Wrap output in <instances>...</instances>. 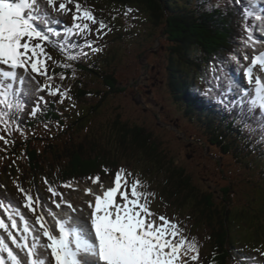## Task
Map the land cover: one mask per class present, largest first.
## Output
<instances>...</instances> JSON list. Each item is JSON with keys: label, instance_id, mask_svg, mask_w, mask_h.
<instances>
[{"label": "trees", "instance_id": "trees-1", "mask_svg": "<svg viewBox=\"0 0 264 264\" xmlns=\"http://www.w3.org/2000/svg\"><path fill=\"white\" fill-rule=\"evenodd\" d=\"M92 1H98L106 6L117 4V6L134 7L138 11L132 12L139 15V24L145 27L150 24V34L154 36L165 29V33L169 35L167 41H171L170 46L173 45L174 54L170 58L167 86H165L168 88V96L180 111V116L183 114L193 123L196 121L203 123L199 125V130L205 137L204 142L207 148L215 146L221 153L220 157L229 156L235 159L236 163L247 167V176L241 179L240 184L242 188L244 184H248L245 186L248 187L247 191H251L252 188L253 191L246 193L243 199L245 200L244 206H236L231 197L227 196L218 204L222 192H227V189L232 186H226L223 189L204 188L180 162L178 153L175 154L165 143H160L156 135L146 126L133 124L130 121L123 123L120 116L114 122L112 140H109L107 144L89 146L87 138L91 133L82 134L81 129L89 126V123H94L92 117L88 118V114L98 113L105 97L100 99L96 105L87 107V112L83 109L82 116L75 118L74 123L69 124L67 127L70 129L67 131L69 135L64 140V145L60 143L55 146L57 151L51 144L42 145V148L38 144L44 141L45 134L50 135V138L54 135V126L50 130L53 111L49 113L50 120L47 116L53 104L44 105L43 114L29 122L23 118H12L11 135L28 138L32 144L27 145L26 153L28 154H23V143L17 145L9 136L6 137L8 143L10 141L9 145L0 140L3 142L0 143V153H2L0 158L3 162L6 161L4 169H9L13 175L17 174V169H11L10 164L16 165L17 157L23 156L28 166L24 168L20 176L22 184L23 180H26V182L31 181L39 186L43 178L47 181L50 179L54 184L58 182L61 184L67 179L73 181L72 178H75L77 181L84 176L103 172V166H111L110 162L121 158V155H126L127 158H133L141 167L145 166L146 173L154 174L155 182L160 184L161 198L167 204L173 205L181 212L183 209L187 210L186 214L193 218L196 228L210 229L208 237L213 244L215 261L217 260L218 264H235L236 262L247 264L243 257H238L241 253L234 249V233L238 236L239 233L245 231L244 236L237 238L238 240L246 239L249 243L264 241V136H253L255 138L253 143L245 137L246 134L257 135L254 129L264 125V112L260 111L253 115L255 118L258 115L259 122H256L254 128L251 129H249L250 125L237 129L240 123V117L237 115H235V122L226 115H220L216 121L226 123V128L223 130V125L211 122L209 117L205 116V112L201 111L208 110L210 114L206 113L212 118L217 116L215 110L208 106V100L215 87L218 89L220 87L217 79L210 74V69L204 68V64L211 66L216 54L232 49L238 30L237 17L233 11L218 12L220 4H224L226 0H85L86 3ZM126 19L128 25L117 31L115 41H122L126 36L135 37L134 29L129 27L131 22L128 18ZM150 39V37L149 39L144 38V46L145 41ZM111 52L104 54L94 66H89L87 71L92 73L91 78H97L102 82L100 84L103 87L109 89L106 94H119L124 88L122 87L123 82L117 78L119 70L116 61L118 59L117 46ZM89 78H85L84 83L78 86L81 93L79 97L85 96L81 98L84 102L90 101L88 99L90 94L96 96L103 94L101 91L94 92L93 88H96L98 84L93 88L89 87L87 83ZM210 78L215 80L216 85L209 86V97L203 99L198 83H211ZM242 108L240 107V110ZM202 118H207L206 124L200 120ZM3 119L7 120L6 117ZM73 124L75 126L77 124V129H72ZM41 129L47 132L41 133ZM236 131L238 135L235 134ZM191 139L194 140V147L203 142V139H196L195 136ZM70 142L79 143L68 148ZM8 147L12 149L4 151ZM116 153L118 156L115 158ZM44 155L47 157L46 161L43 159ZM8 159L10 161H7ZM123 161L125 160L121 158L118 164ZM7 177L10 179L12 176L7 175ZM20 178L16 181L18 182ZM2 184L3 179L0 178V188ZM241 194L242 192L239 194L240 197H242ZM237 226L240 229H237ZM231 250L233 253L230 254Z\"/></svg>", "mask_w": 264, "mask_h": 264}, {"label": "snow or ice", "instance_id": "snow-or-ice-1", "mask_svg": "<svg viewBox=\"0 0 264 264\" xmlns=\"http://www.w3.org/2000/svg\"><path fill=\"white\" fill-rule=\"evenodd\" d=\"M69 3L73 0H61L58 4L57 0H0V104L9 109L13 107L9 95L17 94L12 91L14 83H26L25 74L33 81L36 75L47 76L46 60L51 56L42 42L50 40V33L59 35L50 24L60 23L49 19L47 8L50 6L53 11L67 14L72 12L67 6ZM74 8L73 23L66 26L65 37L80 35L86 47L99 51L88 42L87 34L92 31L99 34L107 25L80 3L75 2ZM81 20L84 22L80 23ZM252 39L250 34L249 40ZM231 59L238 62L235 55ZM244 59L249 57L246 55ZM257 67L264 72V52L254 56L244 68L243 76L251 91L244 89L242 96H251V108L264 112V79L256 74ZM36 87L47 91L38 81ZM49 94H60L59 89ZM15 107L19 109L21 105L17 103ZM0 140L8 143L3 135ZM104 171L109 174L107 169ZM129 177L133 174L126 169L116 170L111 186L106 189L99 176L89 177L93 184L99 185V192L84 189V195L94 199L86 201L90 212L83 219L70 214L77 211L72 201L65 200L63 193L49 187L52 196L60 198L53 201L56 208L66 205L70 210L59 217L50 211L53 225L42 212L37 214V207L43 208L39 196L34 197L17 185L24 197L23 207L35 215L38 228L34 231L19 206L0 199V210L7 213L6 220L0 217V233L7 234L6 238L0 235V264H195L199 260L195 238L186 236L185 229L173 218L154 213L149 203V197L154 194L142 191V182L136 177L129 180Z\"/></svg>", "mask_w": 264, "mask_h": 264}, {"label": "rangeland", "instance_id": "rangeland-1", "mask_svg": "<svg viewBox=\"0 0 264 264\" xmlns=\"http://www.w3.org/2000/svg\"><path fill=\"white\" fill-rule=\"evenodd\" d=\"M61 2V0H57V4ZM75 2H78L82 5V2L80 0H73V3H69L67 6L72 9V12H69L67 14L60 13L58 11H53V9L49 6L47 8V11L50 13L49 19H59L63 22L68 20L70 25H72V15L75 11L74 4ZM253 3V0H252ZM123 7L113 8L111 5H101L100 3L94 2L93 4H88L87 7L84 9L91 10L94 14V16L99 21H103L107 27L99 32L97 34L96 31H92L90 34H87L88 42L92 44L93 48L99 49L96 45L100 41L106 42V40L109 42L108 48L105 50L99 49V51L93 52L88 47L85 50V53L90 54L93 53L95 55L102 54V53H112L111 50L114 48L116 49V46L118 48V59L116 60L119 65V70L117 71V78L119 81L123 82L122 87L124 88L123 92L119 94H106V92H109V89L106 87H103L102 82L100 80L98 81L97 78H89L87 83L90 88H93L94 85H96V88H93L94 92L99 93L101 91L100 95L90 94L87 102H84L81 100V98H84V95L81 94L78 88V80L81 78L80 74L74 81V85L70 91H68L66 94H63L65 91L60 89L59 87L54 85L51 87L50 83L45 79V76L36 75L35 76V84L38 81L41 86L47 87V91H42L40 93V96H42L45 99H52V97L58 96V94H49L55 93L56 89H59L62 91L60 96L62 97L59 104L61 107H64L65 110V116L66 120H68V124L66 125V128L69 126V124L74 123L75 118L82 116L83 109L85 112H87V107L90 108L92 105H96V103L105 97L104 103L102 104L100 111L94 115V113L88 114V118L92 117L94 120V123H89V126L84 127L81 129V133L84 134L85 132H90L91 134L87 138L88 145L89 146H98L107 144L109 140H112L113 136V126L115 120L120 116V119L123 123H126V121H130L133 124L143 125L151 130H154L156 132V137L161 142H166V144L170 147L171 150L175 152V154L179 153V160L184 162V167L187 168V171L195 178L196 181H198L204 188H220L226 187V185L229 183L228 178H233L234 184L231 188L227 189V192H222L220 199L218 200V204L221 202V200H225L226 196L231 197L232 202L236 204V206H244V197L246 193H251L253 191V188L251 191H247L248 187H243L240 189L238 185L241 183V178L247 175L248 169L244 164L236 163L235 159H232L231 157L227 156L223 159V164H220V151L215 148V146H211L214 149H207L205 143L198 144L197 146H192L191 144L194 140H191L192 136H195L196 139L202 138L203 133L199 130V125L203 124L200 121L191 122L189 121L185 116H180V111L177 109L176 105L173 104L172 99L168 96V88L167 86V79H168V70H169V62L170 58L173 54L172 52V46H170L171 41H167L169 35L165 33V29L161 30L159 33L157 32L156 36L154 34H150L151 32V25L145 27L142 25H138L139 27L136 28L137 22L134 20V22L129 26L132 29H134L135 39L133 43L128 42L120 44V41H115L116 29H123L128 25L127 19H126V11H123ZM138 11V10H136ZM63 17H65L63 19ZM129 18L130 15H127ZM139 17V15H132L130 20H133L134 18ZM80 23H83L84 21H79ZM56 24V23H55ZM56 24L55 26H57ZM69 25V26H70ZM92 28L98 27V25H90ZM61 32L56 31V33ZM64 32V30H63ZM116 34V35H115ZM56 35V34H55ZM80 41H83V44L85 40L80 36L76 35ZM150 40H146L145 46H141V40L143 38H147ZM150 42V43H149ZM169 44V45H168ZM52 45V44H51ZM258 40H254L253 43L249 44L248 46L241 47L238 50L239 56L241 61L238 63H231L229 64L231 67V70L234 73V76L231 80V85L233 86L235 83V80H239V83L241 87L243 88V83H241L240 74L243 75L244 68H246L250 63L251 59L262 52V50L257 47ZM170 46V47H169ZM52 47L56 50V46L52 45ZM47 53L50 54L51 59H47V71L48 75L54 76V71L52 70L53 67L57 66L60 59L56 57V54L51 52L50 50H45ZM176 51V50H175ZM174 55V54H173ZM248 56L249 59L245 60L244 57ZM43 59V57H42ZM264 75V72H261L259 75L261 78ZM29 78H31L29 75H27ZM89 76H85L83 79L85 81V78ZM67 80H72L71 78H68ZM245 80V86L244 89H247L246 79ZM84 82H82L83 84ZM48 84V85H47ZM240 88V87H239ZM241 88V89H242ZM18 91H21L20 88H18ZM28 95H32L31 98H41L36 94V92L40 91L37 89L36 86L31 87L27 89ZM242 91V90H241ZM26 95V96H28ZM108 98V99H107ZM178 98V97H177ZM92 99V100H91ZM165 105V106H164ZM151 111H154L151 112ZM26 114H30L29 111L25 112ZM91 119V120H92ZM202 122L205 124L207 123V120H202ZM217 119L210 120L211 122L216 121ZM77 126V124H76ZM75 124H73V130L77 129ZM92 127V130H91ZM61 129V126L59 127ZM69 134H65L64 136H61L59 140H54L53 137L51 139L46 138V142H50L53 145V148L57 146L58 144L62 143L65 144L64 140L67 138ZM164 142V143H165ZM43 142H41L42 144ZM79 142H70L68 148H72L73 145L78 144ZM3 145V144H2ZM28 144H26L27 146ZM1 146V145H0ZM26 148V147H25ZM25 148L22 151H25ZM91 148V147H89ZM1 150V148H0ZM10 149L6 148L4 151H9ZM57 151V149L55 148ZM209 150V151H208ZM21 151V152H22ZM7 154V153H6ZM117 154V153H116ZM210 154V155H209ZM2 155V153H0ZM113 156V155H112ZM117 155H115L116 158ZM23 157V156H22ZM21 157V158H22ZM78 157V155H77ZM82 158V157H80ZM123 159L121 164L119 162L120 159ZM121 158H116L114 161L110 162L111 166H103V170L107 169L109 174H106L105 171H103L102 175L100 176L101 182L105 186V189L109 186H111V180L114 176L115 168L120 169L121 167H127L128 169H135L139 170L138 173H132L133 177L140 178V174L143 175V173H146V167H141L138 165L133 158H127L126 155H121ZM43 159L46 161L47 157L44 155ZM2 160V159H1ZM128 164V165H127ZM130 165V166H129ZM4 166V163L0 161V168ZM232 166L235 167V174L234 176L230 175L229 172L232 170ZM18 165L16 166V169H18ZM226 173L225 175L222 173ZM143 172V173H142ZM146 175L153 181L154 174H151L150 172H147ZM133 177H129V180H131ZM3 178H6L3 177ZM7 180V179H6ZM7 185L5 186V189L0 188V199H3L5 203L7 204L8 201H11L14 205L19 206L20 211L24 214L25 219L33 226V229L35 231L36 228H38V225L36 224L35 215H33L32 212H30L28 209L23 207L24 203V197L23 195L18 191L17 185L14 184L13 180L10 179V181H6ZM27 182L23 184V186L27 187ZM41 185H39L38 190L42 189L41 192V198L44 200H40L43 204V208L41 209L39 206L37 207V214L43 213L45 219L48 221L50 225L54 224L53 217L49 214V212L45 209H50L52 212L57 213L58 217L63 215V213H70V210L67 208L66 205L62 206V208H56L55 204L53 203L54 200L58 201L60 198L58 196H52L50 193L48 196L43 195V190L46 187L45 184H43L42 179L40 180ZM30 184V181H29ZM143 185H147V189L144 190V192L153 193L149 191L150 187H155L156 189L159 187V183H155V180L153 182L145 181L144 184L141 185V188L143 189ZM20 186V185H19ZM44 186V187H43ZM4 188V186H3ZM85 188H92L94 192L99 191V185L93 184L90 179H88L86 182L82 183L78 187H72V188H64L61 190V193L64 194L65 200H70L75 204H78L74 201L77 200V196L81 197L84 196V189ZM73 189H78L77 191H73ZM34 192L33 196H34ZM240 192H242V197L239 196ZM154 195L149 197V203L151 210L154 213L160 214V215H166L169 218H173L175 221H177L182 228L185 229V235L190 237L192 235L196 238V243L201 244L203 246V249H201L199 253V260L195 262V264H205L206 261H209L211 264H218L215 255V251L213 248V244L211 239L208 237L210 235V229H202V228H196L194 226V220L191 216H187L186 212L187 210L183 209V212L179 210L178 208L174 207L173 205L167 204L162 199L159 198L157 194L158 191L156 190ZM82 202H85V199L82 198ZM82 203V204H83ZM223 204V203H222ZM86 206V205H85ZM45 208V209H44ZM77 209V213L79 214H86L84 211H80L81 206L77 205L75 206ZM44 210L48 213L44 212ZM73 215L74 213H70ZM252 215V214H248ZM187 216V218H186ZM0 217L7 219V213L0 210ZM18 224L21 225V222L18 220ZM237 229L238 228L237 226ZM38 234V233H37ZM245 231H242L238 234V236L234 233V243H236V246L239 247L241 250L252 252L254 246L259 245L260 242L257 243H249L246 239L244 240H238L237 237L244 236ZM0 235L7 237L6 233H0ZM31 239V238H29ZM261 241V240H259ZM10 246L14 248V245H11V241H7ZM206 247V249H205ZM205 250V251H204ZM254 253L260 258L261 264H264V254L259 255L258 250H254Z\"/></svg>", "mask_w": 264, "mask_h": 264}, {"label": "bare ground", "instance_id": "bare-ground-1", "mask_svg": "<svg viewBox=\"0 0 264 264\" xmlns=\"http://www.w3.org/2000/svg\"><path fill=\"white\" fill-rule=\"evenodd\" d=\"M261 2H263L264 3V0H260ZM63 18H65V17H63ZM54 20H56V19H54ZM106 45V42H104V41H100L96 46L98 47V48H104V46ZM22 71V70H21ZM255 71H256V74L257 75H259L260 73H261V71L259 70V68L257 67L256 69H255ZM26 75V74H25ZM59 76V78L61 77V76H63L62 74H59L58 75ZM263 79H264V75H263V77H262ZM25 80L26 81H28V79L27 78H25ZM236 81H238V80H236ZM28 83V82H27ZM28 84H30V83H28ZM23 181H26V180H23ZM97 192H99V191H97ZM82 198H84L85 199V202L83 203L82 202ZM90 199H94L93 197H90V196H77V200H75L74 199V201L76 202V203H78V204H75V203H73V206L75 207V206H77V205H79V206H81V208L83 209V211L86 213L85 215L84 214H79V213H77V212H75L74 214H73V216H76V217H79V218H81V219H83V218H87L88 216H89V212H90V209H88V207H87V204H86V201L87 200H90ZM83 203V204H82ZM86 205V206H85Z\"/></svg>", "mask_w": 264, "mask_h": 264}]
</instances>
